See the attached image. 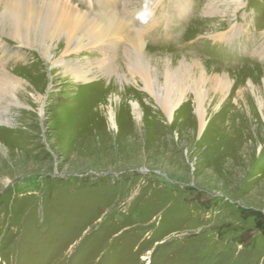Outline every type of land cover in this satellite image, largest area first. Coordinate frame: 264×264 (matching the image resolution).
<instances>
[{
  "label": "rangeland",
  "instance_id": "obj_1",
  "mask_svg": "<svg viewBox=\"0 0 264 264\" xmlns=\"http://www.w3.org/2000/svg\"><path fill=\"white\" fill-rule=\"evenodd\" d=\"M236 1L234 11L233 0L151 5L169 19L153 31L156 95L121 67L128 82L102 75L83 90L34 50L16 60L5 39V67L34 87L2 125L0 264H264V0ZM164 61L173 74L184 61L190 76L171 116ZM200 75L203 127L193 85ZM116 90L139 116L124 104L125 128L98 112L83 125L88 100L109 104L95 92Z\"/></svg>",
  "mask_w": 264,
  "mask_h": 264
},
{
  "label": "bare ground",
  "instance_id": "obj_2",
  "mask_svg": "<svg viewBox=\"0 0 264 264\" xmlns=\"http://www.w3.org/2000/svg\"><path fill=\"white\" fill-rule=\"evenodd\" d=\"M161 1L155 0L154 3L147 4L148 7L139 8L136 7L137 2L132 0H115L114 2L111 0H0V50H4L7 39L16 45V48L10 52V56L16 60L26 59L27 51L34 50L41 57L43 65H52L58 67L61 72L71 73L72 79L84 85L83 90L86 91L101 83L102 75L115 74L120 80L128 82L126 75L117 71L116 67H121L128 74L138 75V80L134 78V86L142 85L145 90L156 95L160 87L157 86L155 75L148 73L150 63L157 62L150 56L151 49H157L154 44L160 42L157 40L159 38L153 36L155 35L153 31L157 30L160 24L168 23L169 19L163 11L155 14L151 5ZM231 4L234 11L240 2L233 0ZM215 11L218 12L220 9H215L213 12ZM167 40L174 39L171 37ZM120 47L123 48V52L117 57L115 53ZM179 48L183 47L177 45L173 47V50ZM83 50L91 53L92 57L80 55ZM160 50L157 59H162L161 54L167 53V50L163 48ZM170 50L173 56L174 51L169 48L168 51ZM30 60L29 64L34 62L32 58ZM179 62L178 74H173L172 69L169 68L172 66L169 61L163 63L166 67L161 91L168 95L164 107L168 116L172 115L173 109L184 98L185 84L188 85L190 78V76L188 78L187 63ZM5 64V60L3 61L0 57V139L3 141L9 135L8 129L2 126L10 124L7 113L14 109V106L25 103V100L21 101V97L28 99L31 87H34L30 86L27 79L20 78L13 73L12 69L6 68ZM116 71L117 73H114ZM179 77L187 79L182 80V83ZM202 78L200 75L193 84L201 127L205 124L203 94L200 89L203 83ZM112 83L110 78L107 87L113 86ZM37 85L40 88L44 87L42 82ZM117 91L118 94H116ZM116 92H111L110 95L102 91L95 92L94 96L98 94H102L103 98L107 96L109 104L105 105L101 101L94 102L96 104L93 105L88 100L85 103L86 107L84 106L81 110L83 114V110L89 109L87 106L91 105V110L85 113L89 114L85 116L83 125L86 126V123L92 120L91 117L97 116L98 112L105 115L113 127L125 128L124 118H119V113L122 110L125 111L124 104H130L134 114L139 116L138 104L129 101L126 95H120L119 90ZM39 97L41 99V94ZM117 98H119L118 102ZM24 105L27 107V104Z\"/></svg>",
  "mask_w": 264,
  "mask_h": 264
}]
</instances>
